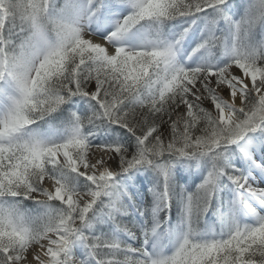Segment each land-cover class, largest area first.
Instances as JSON below:
<instances>
[{"label": "snow or ice", "instance_id": "snow-or-ice-1", "mask_svg": "<svg viewBox=\"0 0 264 264\" xmlns=\"http://www.w3.org/2000/svg\"><path fill=\"white\" fill-rule=\"evenodd\" d=\"M0 264H264V0H0Z\"/></svg>", "mask_w": 264, "mask_h": 264}]
</instances>
